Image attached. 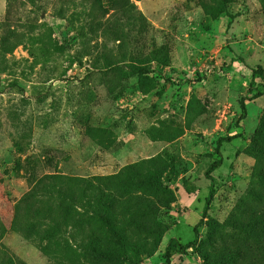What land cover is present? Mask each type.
<instances>
[{
    "label": "rangeland",
    "instance_id": "obj_1",
    "mask_svg": "<svg viewBox=\"0 0 264 264\" xmlns=\"http://www.w3.org/2000/svg\"><path fill=\"white\" fill-rule=\"evenodd\" d=\"M258 65L264 0H0V264H264Z\"/></svg>",
    "mask_w": 264,
    "mask_h": 264
},
{
    "label": "trees",
    "instance_id": "obj_2",
    "mask_svg": "<svg viewBox=\"0 0 264 264\" xmlns=\"http://www.w3.org/2000/svg\"><path fill=\"white\" fill-rule=\"evenodd\" d=\"M254 74L255 75H258L260 77H262L264 79V67L262 65H258L257 69L254 70ZM238 136H240V134H234V135H230V136H227L225 137V139L227 141H230L234 138H237ZM219 165V161H215L213 162L209 168H208V174L210 175L211 172ZM211 176V175H210ZM51 178H56V176H50ZM42 192H44V189L41 190V193H36L34 190L27 193L25 195V198H23L24 200L23 201H35L37 199L40 198V196L42 195ZM214 195H215V191L214 189H211L208 197H207V200H206V205H205V213L208 211L211 203H212V200L214 198ZM180 247H188V244H185V245H182L180 244L179 245ZM173 247V243H170L168 248H167V252H166V261L165 263L163 264H170V258H171V249Z\"/></svg>",
    "mask_w": 264,
    "mask_h": 264
}]
</instances>
